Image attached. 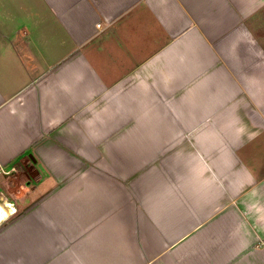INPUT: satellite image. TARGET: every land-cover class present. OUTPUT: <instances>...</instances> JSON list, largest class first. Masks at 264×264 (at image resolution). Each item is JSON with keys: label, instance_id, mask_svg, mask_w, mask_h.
I'll list each match as a JSON object with an SVG mask.
<instances>
[{"label": "crops", "instance_id": "crops-1", "mask_svg": "<svg viewBox=\"0 0 264 264\" xmlns=\"http://www.w3.org/2000/svg\"><path fill=\"white\" fill-rule=\"evenodd\" d=\"M0 165V264H264V0H0Z\"/></svg>", "mask_w": 264, "mask_h": 264}, {"label": "rangeland", "instance_id": "rangeland-1", "mask_svg": "<svg viewBox=\"0 0 264 264\" xmlns=\"http://www.w3.org/2000/svg\"><path fill=\"white\" fill-rule=\"evenodd\" d=\"M0 190H1V188H0ZM5 201H6V200L3 199V198L0 199V203H1V204H5ZM1 204H0V205H1Z\"/></svg>", "mask_w": 264, "mask_h": 264}, {"label": "snow or ice", "instance_id": "snow-or-ice-1", "mask_svg": "<svg viewBox=\"0 0 264 264\" xmlns=\"http://www.w3.org/2000/svg\"><path fill=\"white\" fill-rule=\"evenodd\" d=\"M2 209H0V219H2L3 218V216H2Z\"/></svg>", "mask_w": 264, "mask_h": 264}, {"label": "built area", "instance_id": "built-area-1", "mask_svg": "<svg viewBox=\"0 0 264 264\" xmlns=\"http://www.w3.org/2000/svg\"><path fill=\"white\" fill-rule=\"evenodd\" d=\"M99 26H100V24H99ZM0 169H1V165H0Z\"/></svg>", "mask_w": 264, "mask_h": 264}, {"label": "bare ground", "instance_id": "bare-ground-1", "mask_svg": "<svg viewBox=\"0 0 264 264\" xmlns=\"http://www.w3.org/2000/svg\"><path fill=\"white\" fill-rule=\"evenodd\" d=\"M3 216V215H2Z\"/></svg>", "mask_w": 264, "mask_h": 264}, {"label": "water", "instance_id": "water-1", "mask_svg": "<svg viewBox=\"0 0 264 264\" xmlns=\"http://www.w3.org/2000/svg\"><path fill=\"white\" fill-rule=\"evenodd\" d=\"M1 220V219H0Z\"/></svg>", "mask_w": 264, "mask_h": 264}]
</instances>
